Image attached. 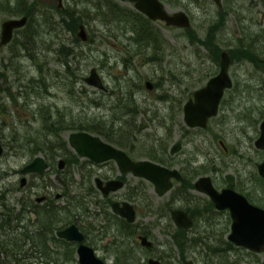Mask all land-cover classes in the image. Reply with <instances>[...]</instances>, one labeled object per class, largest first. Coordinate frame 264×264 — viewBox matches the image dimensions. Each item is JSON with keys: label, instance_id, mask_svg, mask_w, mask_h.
Returning <instances> with one entry per match:
<instances>
[{"label": "flooded vegetation", "instance_id": "flooded-vegetation-1", "mask_svg": "<svg viewBox=\"0 0 264 264\" xmlns=\"http://www.w3.org/2000/svg\"><path fill=\"white\" fill-rule=\"evenodd\" d=\"M119 1L129 2L132 11L147 16L135 6V1ZM212 1L215 6L211 5L210 9L216 12L212 14L208 11L210 22L220 19L219 12L224 16L218 34H227L225 21L231 12L236 13L239 34L253 33L244 24L246 17L235 10L234 0H222L221 6ZM259 1L263 4L262 0ZM12 17H19V14H12L0 24V42L3 22ZM243 41L247 42L245 39ZM0 47H6L9 51V55L5 56L7 60L0 63L3 65L2 80L6 81L8 72L15 76L8 83H0V92L9 97L13 93L18 99V105L19 98H23L26 103L31 102L29 107L33 106V103L39 102V99L34 102L33 97H38L34 92L39 91L40 68L38 76L24 74L26 72H20L19 69L25 58L35 62L37 43L35 47L32 44L29 49L22 50L17 27L10 41L0 43ZM222 50H227L231 56L230 48L220 50L219 60L213 61L218 70L212 76L219 72ZM212 76L199 78L200 83L195 88H192L194 83L190 84L184 77L147 79L152 82L151 88L147 86V80L144 87L141 85L142 89L148 90L147 95L141 94L140 82L129 78L127 88L133 90L130 98H126L123 93L124 80L116 82L113 79L115 82L110 86L101 76L104 87L97 88L109 98L106 101L97 100V106L105 108V112L97 118L99 132L77 129L69 130V134L73 131H87L123 150L134 161L148 159L177 168L179 177L172 176L171 187L160 193L154 181L133 170H123L114 157L96 161L79 153L70 143L69 134L66 136L64 133L67 145L55 151L57 155L50 157L38 153L48 163L42 172H23L26 164L38 154L19 168V221L10 226L0 221V236L7 238L19 234L20 259L28 260L31 264H55L56 254L64 255L66 249H73L79 263L78 246L81 243L90 245L98 255V241L104 240L107 234L109 236L105 237L104 248L116 253L115 264H150V259L158 260L161 264H264V213L250 206L264 209V175L259 167L264 161V148L256 144L261 134L264 110L260 108L258 113L261 114L256 118L258 125L255 131L258 134L251 145L256 150L255 156L245 150L242 141L234 143L230 139L229 125L244 119L241 114L232 116L235 108L232 107L233 100L243 90L237 86L232 75V85L224 88L217 112L208 116L207 124H188L184 117L185 104L194 99L195 92L204 87ZM53 86V82L48 80V89H44V94H49ZM13 87L16 90L13 91ZM135 98L148 110L140 113L137 120L132 110L125 114V109H129L130 101ZM151 107L155 113H150ZM239 110V113L244 111ZM159 127L164 129L162 134L157 131ZM243 136L251 137L247 123ZM0 141L5 151L8 142ZM185 142L194 145L196 150L193 157H177L184 149ZM177 143L180 147L173 151ZM203 148L206 151H202ZM205 153L208 155L201 160L199 155ZM61 159L64 161L61 162ZM75 170L80 174L79 190L72 193L75 182L77 185ZM52 171L57 180L55 184L47 177ZM5 174L6 170L0 167V211H5L8 206L15 207L13 202L6 204L4 201L13 189L8 190V183L1 182ZM115 180L122 181V185L105 192L103 187ZM56 188L59 190L56 191ZM121 189L124 198L117 196ZM211 189L216 194L209 192ZM154 194L167 196L162 202L156 203ZM124 201L129 202L135 210V219L132 221L114 210V202L122 205ZM176 211L179 213L177 220L174 215ZM152 214L156 217L154 221L147 219ZM72 224L83 233L82 241L67 239L58 234ZM253 228L257 230V238H249L251 242L255 241L256 249L241 241L253 232ZM143 236L147 238L145 243L142 242ZM140 249L144 251L143 257ZM99 257L106 261L105 255Z\"/></svg>", "mask_w": 264, "mask_h": 264}, {"label": "rangeland", "instance_id": "rangeland-1", "mask_svg": "<svg viewBox=\"0 0 264 264\" xmlns=\"http://www.w3.org/2000/svg\"><path fill=\"white\" fill-rule=\"evenodd\" d=\"M38 1H40L41 8L50 6L58 2V0ZM64 1L68 4L74 3V0ZM163 1L167 4V7L170 11L183 9L188 12L191 17V27L196 30L198 36L202 38L205 37L206 29L209 26V19L211 18L208 17V11L212 12V14L216 12L214 9H210L211 5L215 6V3L212 0ZM114 3H118L120 6L131 8L129 2H122L118 0L114 1ZM233 5L236 8L235 10L237 11V13H239L241 16L246 17V19L244 20V24L248 25L249 29H251L253 33L245 35L239 34L240 31H238L239 28L236 19V13H228L225 21L226 28L228 29L227 34H217V41L220 47L225 49H234L241 42L240 39H242V41L243 39L247 41L248 38H250V42L254 44H256L257 39V42L260 43L258 54L260 56V60L264 62V4H262L259 0H234ZM70 6L72 7L73 4ZM77 7L82 8L83 5L79 4V6ZM16 13L19 14V16L21 15L19 12V7L3 8L0 6V24L5 18ZM91 16H95L94 11H92ZM86 18L89 20L90 24L86 25L87 30L88 32L90 31L92 33L91 41L85 42L82 40H75L72 32L59 27L58 30L52 31L50 35H44L43 38L39 40H43V42L37 43L38 51H35L37 52V57L35 58L34 63L32 60H29L27 58L22 61L23 64L21 66V69H19L20 72H26L24 74H34L38 76V69L40 68L44 72H48V75L50 76L48 80L52 81L54 84L49 94H45L44 97H33L34 102L39 99L40 101L50 102L54 105H67L68 108L70 106H73V114L75 116L87 118L90 120H97L98 116L105 112V108L99 107L97 105H91V99L95 101H106L109 97L107 94H102L97 87L92 86L83 80L84 76L88 75L90 69L94 66L97 67V69L101 73V76L103 77L105 83L110 86L113 84L114 80H116V82L121 80L128 82V79L126 77L140 82V85L142 83L143 87L144 82L147 79L155 80V78L157 77H184L190 84L194 83L192 88H195L200 83V79L207 76L209 67L212 64L210 61L211 53L209 49L204 45L199 44L196 40L192 41L190 36H188L185 29H183L182 27L168 26L162 21L154 20L158 27L162 30L164 36L169 39L171 43V51L170 54H168L164 58L163 64H151L147 62L148 57L145 56L144 52H141L142 49H139V45L136 43H131V41H134L132 37L133 33L130 30L131 24L126 22V20L120 21L119 23L114 22L113 27H111V24H104L99 19L92 20L87 16ZM56 19H58V17ZM120 26L122 27V29L120 28ZM124 26H127L128 29H124ZM114 32L120 33L121 36L118 38L115 37L113 35ZM233 32H236V34H234ZM20 34L21 33H19V36ZM247 36L249 37L247 38ZM19 38L23 39V37ZM28 42L31 46L33 44V46L35 47L34 39H31ZM60 43L65 44L68 50L74 51L77 53V55H79V65L76 66V62L72 61L71 64L73 68L71 70L73 72H77L78 70L76 69L78 67H81L83 73L78 72L77 75H79L83 81L80 82L79 80H77L75 84H73V90L76 93L74 97H71L68 93L67 84L62 83L63 80L67 81V79L69 78L65 77L68 72L64 66L65 63L56 59L57 57H63V52L67 51L66 49H61L58 52ZM22 53L25 52L22 51ZM8 55V48L0 47V63L4 60H7V57L5 56ZM1 67H3V65L0 64V83H8L10 79H13L14 75L8 72L6 81H3L1 75ZM170 70L171 72H168ZM50 72L53 73L52 77L50 75ZM57 72L60 73L62 78L54 75ZM230 74L238 83L237 86L243 88L242 92H240L241 95L237 96L233 100L232 107H235L234 111H232L231 109L230 111H232V116L233 114H241V116L244 118L239 122H232L229 125L231 126L230 139H232L231 141H234V143L237 141H242V144L245 145V150L247 149L250 155L255 156L256 150L251 145H253V140L258 134L257 131H255L258 125L256 118H258L261 114L258 112L261 111V109L264 110V89H258L263 83L259 85L257 84V82L264 81V72L260 67L256 66L252 60H244V58H240L235 59L232 62L230 66ZM134 87L138 88L136 87V85H134ZM14 90H16L15 87H13V91ZM158 91L161 90L159 89ZM140 92L143 95H147L148 90L146 88H141ZM227 97L230 98L229 95ZM22 100H24L23 105L19 107V105L22 103ZM19 103V105H14L8 95H5L4 92H0V123L2 120L3 122H5V130L3 129V134L2 131H0V133L2 135H6L8 138L10 133L14 132L16 128L19 129L20 119L27 120V123H29L32 117V107H29V105L26 103V100L23 98H19ZM33 104V107H35L36 103ZM239 109H242L244 111L239 113ZM13 114L15 115V117L13 116ZM34 122L35 123L33 124L37 126V121ZM245 123H247L249 134L251 135V137L245 138L243 136ZM22 128L24 129V127ZM158 129L159 130L157 131L162 134L164 129L161 127H159ZM68 134L69 132L66 131L65 135L68 136ZM175 135H178V133H176ZM8 138L5 141L8 143L5 146L4 154L0 157V167L6 170V174L1 182L3 184L5 182L6 184L8 183V190L10 188H13L7 194L8 197L6 198V200H4L5 203L9 204L13 202L15 208L19 209V168H21L26 162L33 158V156L28 154L29 152H25L19 148V141H13L12 139L8 140ZM13 145L18 146L17 148L10 147ZM195 150L196 149L192 143L185 142L184 149L179 152L177 157H193V153ZM202 151H206V148H203ZM206 155L208 154L205 153L199 156L201 160H203L205 159ZM56 164L57 162L55 163V166ZM53 172L54 171H52L50 175L47 174V177L55 184L57 180H55L56 176ZM74 176L75 181H77V185L75 182L74 190L72 191V193H74L76 190H79L78 180L80 178V174L77 170H75ZM58 190L59 189L56 188V191ZM123 193V189H121L117 192V196L124 198L122 195ZM154 195L157 200L156 203L162 202L167 196L165 195L159 197L157 194ZM0 201L2 200L0 199ZM60 202L63 203L62 200ZM147 219L150 221H154L156 220V217L154 214H152ZM107 236H109V234L103 237L104 240L99 239L100 241H98V243L100 247H98L97 252L99 256L105 255V259L107 262L115 264V260L117 258L116 253L114 254L109 249L104 248L105 237ZM107 239H109V237ZM140 252L141 256L143 257L144 251L140 249ZM62 257L64 258V256ZM61 261L62 258L60 257V262ZM66 264L79 263L73 262Z\"/></svg>", "mask_w": 264, "mask_h": 264}, {"label": "trees", "instance_id": "trees-1", "mask_svg": "<svg viewBox=\"0 0 264 264\" xmlns=\"http://www.w3.org/2000/svg\"><path fill=\"white\" fill-rule=\"evenodd\" d=\"M114 1L115 0H74V3L68 4L63 0V5L61 7H58L57 3H54L50 6L41 8L40 1L38 0H0V6L3 8L19 7L20 16H28L26 24L22 28H19V33H21L19 37H23V39L19 38V45H21V48L24 51L29 49V46H31L28 41L34 39L35 44L38 42L42 43L43 40H39L42 39L44 35H50L52 31L58 30L59 27L72 32L75 40H81L78 37L77 32L80 24H84L85 26L90 25L89 20L86 18L87 16L92 20L99 19L104 24H111V27H113L114 22L119 23L120 21L126 20V22L131 24L130 30L133 33L132 37L134 41H131V43L139 45V49H142L141 52H144L145 56L149 58V60L147 58L148 63L163 64L164 58L170 54L171 43L169 39L164 36L162 30L151 18L142 14H137V12L132 11L131 8L120 6L118 3H114ZM262 1L264 4V0ZM72 4L73 6L71 7L70 5ZM79 4H82L83 7H77ZM92 11L95 12V16H91ZM219 16L220 19L214 23H211L209 19V26L206 29L204 38L198 36L196 30L192 27H183L192 41L196 40L199 44L204 45L212 54H210L212 57L210 59L212 64L209 67L207 76H212L217 71V64L213 63V61L219 60L220 50L222 49L217 41V34L219 25L222 23V18L224 17L223 13L219 12ZM57 17L58 19H56ZM208 17H210L209 12ZM120 28L122 29L121 26ZM124 29H128V27L124 26ZM88 34V41H91L92 33L89 31ZM113 35L117 38L121 36L120 33L115 32ZM240 40L241 42L234 49H231L232 62L235 59L240 58H244V60H252L255 65L260 67L264 72V62L260 60V56L258 54L260 43H251L249 42V38L247 42L242 41V39ZM61 49H66L67 51L63 52V57H57L56 59L65 63L64 66L68 71L65 77L70 79H67V81L63 80L62 83L67 84L68 93L71 97H74L76 93L73 90V84H75L77 80L80 82L83 81L82 78L77 75L78 72L83 73L81 67L76 69L78 70L77 72H73L71 70L73 68L71 64L72 61L76 62V66L79 65V55H77L74 51L68 50L66 45L62 43H60L58 52ZM168 72H171V70ZM51 73L52 72H50V75L52 77L53 73ZM54 75L62 78L58 72ZM49 77L48 72H44L40 69L38 80L39 89H37V91H39L38 93L34 92V94L36 93L37 96L40 97L45 95L44 89H48ZM126 78L129 79L128 77ZM122 83L124 84L123 93H125V97L130 98V94L133 93V90H128V82ZM257 84H262L258 89H264V81H258ZM10 98L14 105H18V99L13 93H11ZM91 100V105H97V101L93 99ZM27 104L30 106L31 102L27 101ZM130 104L131 106L129 109H125V114H128L129 111L132 110L136 120L138 119L140 113L148 111L146 110V106L141 103V101L139 102L137 98L131 100ZM21 106L22 104L19 105V107ZM73 109V106L68 108L67 105L59 106L46 101L36 102L35 107L32 108L31 111L32 117L30 122L27 123V120L20 119L19 129L16 128L14 132L10 133L9 138L6 135H2L3 132L2 134L0 133V139L6 141L8 138V140L12 139L13 141H19V148L25 152H29L28 154L31 156H34L39 152L46 156H55L57 155L54 153L55 151L63 149L67 145V139L64 135L66 131L89 129L99 132L97 128L98 122L96 119L90 120L87 118L77 117L73 114ZM149 110L150 113H155V109H152V107ZM13 116L15 117L14 114ZM34 121H37V126L33 124L35 123ZM136 123L138 124V122ZM22 127H24V129ZM3 129L5 130V122L2 120L0 123V131H3ZM107 138L112 139L110 137ZM0 221L7 222L8 226L12 223L18 222L19 209L8 206L5 211H0ZM62 256H64V258ZM60 257L62 258L61 262ZM54 261L56 264L78 262L73 249H66L64 255L56 254ZM0 264H31L28 260L20 259L19 234L15 233L13 236H9L7 238H5V236H0Z\"/></svg>", "mask_w": 264, "mask_h": 264}, {"label": "water", "instance_id": "water-1", "mask_svg": "<svg viewBox=\"0 0 264 264\" xmlns=\"http://www.w3.org/2000/svg\"><path fill=\"white\" fill-rule=\"evenodd\" d=\"M135 1V6L153 20L164 21L166 25L179 26V27H191L190 15L183 9L170 11L167 4L162 0H132ZM219 6L222 5V0H214ZM63 5V0H58V7ZM28 20L27 15L8 18L3 22L1 32V44H5L10 41L13 30L17 27H23ZM78 37L83 41H88L89 34L84 24L79 25L77 32ZM231 56L227 50L221 51L220 57V69L217 74L212 76L208 83L198 89L195 92L194 99H190L185 104V120L190 125H206L207 118L217 112L220 99L223 95L224 88L232 85V78L230 74ZM85 82L95 86L103 88V82L101 75L99 74L97 67H92L89 74L84 78ZM146 84L149 88L152 86L151 80H147ZM69 141L76 150L83 154L88 155L96 161H102L110 157H114L118 160L120 167L123 170H133L135 173L144 175L154 181L157 185V189L160 193L168 190L171 185V177H179L178 169L171 168L154 162L152 160H132L123 150L114 147L113 145L103 141L99 136L89 133L87 131H73L69 134ZM256 144L259 147L264 148V121L261 125V134L256 139ZM180 144L177 143L173 147V151L179 149ZM3 144L0 141V155L3 153ZM64 160L61 159V162ZM48 163L46 162L42 154H38L35 158L26 164L23 168V172L28 171H40L42 172ZM260 171L264 175V161L260 164ZM25 178H23V181ZM100 184V182H99ZM122 185V181L115 180L109 181L103 190L107 192L109 189H114ZM213 195L216 194L214 189L209 190ZM264 213V209L250 205ZM114 210L121 215L127 217L128 220L132 221L135 219V210L133 206L124 201L122 205L119 202H114ZM175 219H178V211L174 213ZM252 233L249 236H245L241 241L247 246L255 247L256 243L253 240L250 241L249 237L257 238L256 228L252 229ZM58 234L67 239H76L82 241L84 239L83 233L78 229L75 224L62 229ZM146 237H142V242H146ZM78 260L80 264H110L107 261L101 259L90 245L81 243L77 248ZM150 264H161L158 260L150 259Z\"/></svg>", "mask_w": 264, "mask_h": 264}]
</instances>
